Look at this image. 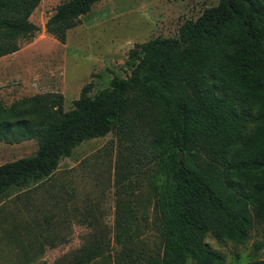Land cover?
Listing matches in <instances>:
<instances>
[{"label":"trees","instance_id":"1","mask_svg":"<svg viewBox=\"0 0 264 264\" xmlns=\"http://www.w3.org/2000/svg\"><path fill=\"white\" fill-rule=\"evenodd\" d=\"M39 1L0 0V57L37 31L29 16ZM95 1L58 3L45 31L64 44ZM124 67L92 96L84 84L67 110L53 91L0 100V141L36 140L32 154L0 164V197L45 180L81 142L111 132L145 163L159 161L164 177L154 204L161 243L153 254L125 252V264H223L205 234L241 242L254 222L264 237V2L217 0L177 38L135 43ZM100 248L68 264H88Z\"/></svg>","mask_w":264,"mask_h":264},{"label":"rangeland","instance_id":"2","mask_svg":"<svg viewBox=\"0 0 264 264\" xmlns=\"http://www.w3.org/2000/svg\"><path fill=\"white\" fill-rule=\"evenodd\" d=\"M62 1L40 0L29 16L37 31L19 42L18 51L0 57V99L6 105L53 91L61 94L67 110L84 84L91 83L92 96L113 74L123 77L127 51L135 43L156 36L177 38L180 25L217 3L96 0L61 44L45 31L44 23ZM35 147V140L26 150L0 146V164L26 156V151L32 154ZM131 149L128 139L111 132L85 140L48 178L0 197V264H68L96 244L100 254L88 264H125V252L153 254L161 243L154 204L164 177L159 161L145 163ZM203 242L223 256V264L264 260V237L254 222L241 242H218L210 234ZM185 264L192 262L187 259Z\"/></svg>","mask_w":264,"mask_h":264},{"label":"crops","instance_id":"3","mask_svg":"<svg viewBox=\"0 0 264 264\" xmlns=\"http://www.w3.org/2000/svg\"><path fill=\"white\" fill-rule=\"evenodd\" d=\"M18 51V50H17ZM16 52V51H15ZM14 52V53H15ZM13 54V53H12ZM28 88H30V87H28ZM3 89H0V92H3L2 91ZM1 94V93H0ZM1 97V96H0ZM15 98H17V97H15ZM1 100V99H0ZM12 100V99H11ZM10 102V101H9ZM4 104H7L6 102L4 103ZM31 140H35L34 138L33 139H28V140H23V141H20V142H18V143H11V144H8V143H4V142H2V141H0V146H5L6 148H11V147H14V146H17V147H23L24 149L23 150H26L25 149V145L29 142V141H31ZM35 143H36V140H35ZM35 149H36V147H35ZM35 149H34V151H35ZM33 151V152H34ZM32 152V153H33ZM24 154V153H23ZM25 154H26V156H28V155H30V154H28L27 153V151L25 152ZM24 154V155H25ZM16 159V158H15ZM6 161H10V160H6Z\"/></svg>","mask_w":264,"mask_h":264},{"label":"water","instance_id":"4","mask_svg":"<svg viewBox=\"0 0 264 264\" xmlns=\"http://www.w3.org/2000/svg\"><path fill=\"white\" fill-rule=\"evenodd\" d=\"M179 156H180V151L178 152V154H177V159L179 160Z\"/></svg>","mask_w":264,"mask_h":264}]
</instances>
